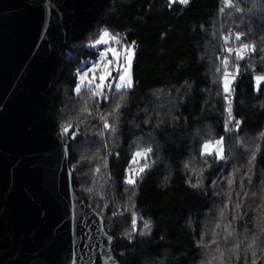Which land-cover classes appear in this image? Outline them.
I'll use <instances>...</instances> for the list:
<instances>
[{"label": "trees", "instance_id": "16d2710c", "mask_svg": "<svg viewBox=\"0 0 264 264\" xmlns=\"http://www.w3.org/2000/svg\"><path fill=\"white\" fill-rule=\"evenodd\" d=\"M104 30L119 49L135 46L133 87L77 93ZM242 44L256 50L240 60ZM237 66L226 98L224 73ZM60 72L55 134L70 150L76 194L104 219L121 264H264V85L257 91L253 79L264 75V0H109L94 29L62 52ZM221 138L223 160L201 154ZM145 165L125 183L130 167Z\"/></svg>", "mask_w": 264, "mask_h": 264}, {"label": "water", "instance_id": "95a60500", "mask_svg": "<svg viewBox=\"0 0 264 264\" xmlns=\"http://www.w3.org/2000/svg\"><path fill=\"white\" fill-rule=\"evenodd\" d=\"M109 0H0V264H121L104 219L79 197L50 95L62 52Z\"/></svg>", "mask_w": 264, "mask_h": 264}, {"label": "snow or ice", "instance_id": "6c2138e0", "mask_svg": "<svg viewBox=\"0 0 264 264\" xmlns=\"http://www.w3.org/2000/svg\"><path fill=\"white\" fill-rule=\"evenodd\" d=\"M182 4H188L189 0H179ZM226 3H228V0H225ZM231 6V5H230ZM237 40H241V35L237 34L236 36ZM120 39L116 35L108 32L107 30L102 31L98 37L90 44V47L97 48V47H103L104 50H102L99 53V61L100 63L95 64L92 68L88 69L87 72H82L81 79L87 81L88 85L91 86V92L93 97L103 98L105 90H111L113 87L117 90L122 89H131L133 87V81L131 77V63L132 58L134 56V45L128 46L123 48L122 50L117 49L113 47L114 44H119ZM255 51V46H249L248 44H242L241 48L236 51V57L237 59L243 60L244 59V53L246 51ZM229 52L231 53L232 50L229 49ZM111 57V59L109 58ZM225 65H227L228 61H224ZM113 71H115V75H113ZM219 71V69H218ZM99 73V76L96 75V73ZM89 74H91L89 78ZM240 74L239 67L237 66L235 75L232 73H224V81H223V88L224 92L227 95H230L232 91V83L235 80V76H238ZM229 76H232V80H229ZM253 79L256 82V90L260 91L262 90V85H264V75H255ZM109 81H115V84L109 83ZM82 90V87L80 85L77 86L75 91L77 93H80ZM120 105L115 106V110H119ZM85 111L87 112V108H85ZM231 108L228 109L229 116L231 117ZM91 112H88V115H91ZM240 122L237 121V127H239ZM104 127L106 129H109L111 131H115L114 128H112L107 121L104 123ZM228 130L227 128L225 129ZM71 131V128H64L62 131V134L67 135ZM264 135V134H262ZM202 155L207 156H214L215 159L223 160L224 157V148H223V139L216 141H207L202 145ZM152 151L151 148H148L144 150L143 152H137L132 158V165H136L138 163V159H147L148 153ZM252 160H255V154L252 156ZM252 160L249 161V164L252 163ZM144 167H140L139 169H135L130 167L128 170V176L125 180V183L129 185H135L136 181L133 178V176L139 175L144 172ZM98 171V170H97ZM231 183V181L229 182ZM198 184H193L192 187H198ZM133 229H135V221L133 220L132 223ZM145 227H148L147 223H145ZM213 243H216L213 241ZM247 264V262H246ZM253 264H256L255 261H253Z\"/></svg>", "mask_w": 264, "mask_h": 264}, {"label": "rangeland", "instance_id": "374dc122", "mask_svg": "<svg viewBox=\"0 0 264 264\" xmlns=\"http://www.w3.org/2000/svg\"><path fill=\"white\" fill-rule=\"evenodd\" d=\"M172 1H177V2H179V0H172ZM112 46L115 47V48H117V49H119L117 44H114V45H112ZM97 48H99V53H100L102 50H104L103 47H97ZM123 48H125V47H123ZM123 48H120V50H122ZM109 58L111 59V57H109ZM98 63H100L99 59H97L96 61H92V62H91V65H90L87 69H85L84 71H82V72H87L88 69L92 68L95 64H98ZM132 64H133V58H132V63H131V70H132ZM131 70H130V71H131ZM82 72H80V73H79V76H78V85H80V86L82 87V90L90 89L91 86L88 85L87 81L81 79ZM96 75L99 76V73L97 72ZM113 75H115V71H113ZM90 76H91V74H89V78H90ZM131 77H132V73H131ZM229 80H231V79H229ZM109 83H112V84L114 85V84H115V81H109ZM232 84H233V83H232ZM112 89L117 90V89H115V87H113ZM82 90H81V91H82ZM223 148H224V147H223Z\"/></svg>", "mask_w": 264, "mask_h": 264}]
</instances>
